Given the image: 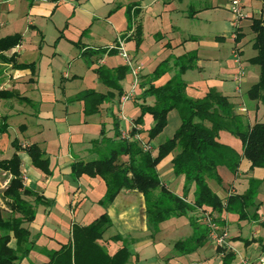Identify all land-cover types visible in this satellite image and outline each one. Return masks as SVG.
Segmentation results:
<instances>
[{
    "label": "crops",
    "instance_id": "obj_1",
    "mask_svg": "<svg viewBox=\"0 0 264 264\" xmlns=\"http://www.w3.org/2000/svg\"><path fill=\"white\" fill-rule=\"evenodd\" d=\"M231 1L73 0L60 3L57 0H0V39L16 34L22 36L21 45L3 54L7 58L16 54L18 65L29 66L14 69L11 64L0 61V90L17 92L28 99L25 102L17 98L0 99V119L7 117L9 124L8 133L0 135V160L10 159L15 154L14 140L22 147L36 144L47 153L52 172L47 176L33 166L26 152L18 153L24 186L41 196L43 202L37 204L35 221L28 225L34 248L27 258L16 264L47 262L43 251H56L68 243L73 224L88 226L103 215L111 221V227L100 243L114 255L122 242L113 238H125L131 254L127 264H222V256L212 240L186 255L175 250L176 243L193 235L192 218L205 225L201 211L169 219L153 236L148 228L142 193L123 189L113 203L102 206L107 192L105 181L99 176L88 175L74 180L72 166L79 161L97 160L105 152L104 147H95L93 142L100 140L103 134L116 139L115 120L119 123L121 138L123 133L131 132L134 120L141 115L139 105L155 104L154 97L141 98L146 88L141 86L147 82L145 77L153 74L162 62L190 52L197 54L196 67L183 75L190 98L201 99L210 92L228 96L245 126L264 123V104L248 97V91L260 76L259 67L249 63L256 55L252 48L251 25L253 20L264 18V0H241L246 18L237 25L230 11ZM138 27L141 29L139 46ZM120 41L133 61L120 82L124 91L121 97L97 73L100 68L112 71L127 66L115 48ZM247 47H251L249 55H246ZM84 51L98 53L84 57ZM173 63L155 86L164 85L176 74ZM134 70L139 77L136 86ZM87 91L114 93L115 97L102 104L98 113L87 115L85 102L76 100ZM172 115L176 118L178 114L171 111L169 122ZM153 124L152 116L145 115L138 127L141 144L149 142L148 131ZM205 124L211 127L210 123ZM179 125L181 117L170 138ZM162 135L149 143L154 156L159 146L168 140V137L161 140ZM217 137L243 155L239 138L227 131H219ZM177 153L167 156L157 166V171L171 192L193 204L195 186L185 193V177L174 174L172 160ZM121 160L125 162L128 157ZM217 172L222 184L215 180L213 184L208 180V184L223 200L231 194H244L251 178L264 179V169H251L245 158L241 159L237 175L225 166H219ZM12 179L9 172L0 169V206L3 204L6 211L3 194ZM259 194L264 197V182L256 198V203L262 204L257 212L259 220H248V226L240 223L237 214L205 208L220 220V227L228 233L227 249L236 256L232 264H242L243 260L258 264L263 254L264 237L259 234V228H264L261 225L264 199L260 200ZM26 200L36 205L35 197ZM253 213L252 210L251 215ZM11 246H16L15 240Z\"/></svg>",
    "mask_w": 264,
    "mask_h": 264
},
{
    "label": "trees",
    "instance_id": "obj_2",
    "mask_svg": "<svg viewBox=\"0 0 264 264\" xmlns=\"http://www.w3.org/2000/svg\"><path fill=\"white\" fill-rule=\"evenodd\" d=\"M137 11L134 12L136 17ZM130 15V11H129ZM130 21L132 18L129 17ZM254 39L252 48L256 55L249 59V63L259 67L258 82L248 91V97L253 101L264 104V18L255 19L251 25ZM141 29L137 28V45L141 43ZM238 39V37H237ZM22 43L19 34L0 39V61L11 64L14 69H23L28 65H18L16 54L7 58L3 53L11 51ZM118 43L115 48L117 49ZM105 52V51H102ZM98 52L84 51V57L92 56ZM177 69L176 74L164 85L155 86V82L165 76L171 63ZM197 65V54L187 53L162 62L150 76L145 77L147 82L141 84L145 88L141 98H155L153 106L139 105L141 115L134 120L130 132L132 139L121 138L119 123L115 120L116 139L106 138L103 134L100 140L94 141L93 146L105 148V152L97 160L90 162H75L72 166V176L78 180L83 175L101 177L107 186V192L101 201L102 206H108L123 190H132L142 193L146 201V217L149 231L154 236L160 230V225L173 217L187 215L211 208L213 212L234 213L240 220H259L257 214L260 205L256 203L258 191L264 179L249 180V188L244 194H231L226 200L221 199L208 184V180H215L222 184V179L217 172L219 166L227 167L234 175L238 174L241 159L245 158L251 164V169H264V123L257 122L253 126H245L243 117L235 113V108L228 96L210 92L201 99L190 98L187 85L183 80L186 71L194 69ZM128 66L115 70L98 69L100 79L108 86L115 89L121 97L124 94L120 82L128 73ZM114 93L100 94L94 91L81 93L76 100L85 102L87 115L99 112V108L107 101L114 99ZM28 101L17 92L0 90V99H14ZM177 110L181 117V125L172 138L161 144L156 156L151 151H145L142 141L133 139L141 131L138 129L143 123L145 115L152 116L154 124L148 131L149 143L158 137L166 128L168 115ZM206 122L211 127L206 126ZM8 118L0 119V135L8 133ZM219 131H227L238 137L243 145V155L218 140ZM15 154L6 160H0V169L9 172L13 179L10 186L3 194L5 209L0 206V264H16L27 258L32 252L34 242L28 225L35 221L37 204L42 203V197L26 188L21 173V158L19 152H26L32 160L33 166L40 169L47 176H51L50 159L45 151L34 144L22 147L17 140L12 142ZM178 151L172 160L175 176H184V191L187 193L192 185L195 186V202L187 203L185 198L171 192L162 182L157 171L159 163L171 153ZM128 157L123 162L121 159ZM27 197H35L36 205ZM254 213L251 215V211ZM202 220V219H201ZM217 225L221 226L219 219L214 218ZM193 235L176 243L175 250L181 255L192 253L202 247L208 240L209 229L200 224V220L192 218ZM264 227V221L261 223ZM111 227V221L106 215L88 226L73 224L71 238L62 244L56 251L44 250L48 261L43 264H127L131 257L128 250V241L116 236L115 241L122 242V247L110 255L100 241ZM15 240L16 246L11 242ZM248 244V242L246 243ZM264 254V244H261ZM217 253L222 256V264H232L235 254L227 248H217Z\"/></svg>",
    "mask_w": 264,
    "mask_h": 264
},
{
    "label": "built area",
    "instance_id": "obj_3",
    "mask_svg": "<svg viewBox=\"0 0 264 264\" xmlns=\"http://www.w3.org/2000/svg\"><path fill=\"white\" fill-rule=\"evenodd\" d=\"M57 1L61 3V2H71L73 0H57ZM230 11L234 17V22L236 25L241 20L246 18V15L243 11V6H242L241 0H232L230 3ZM117 49H118L120 55L125 59L127 66L132 67V65H133L132 58H131L129 52L125 49L124 43L122 41L119 42ZM133 73H134V79H135L134 80V86H136L139 83L138 72L134 70ZM133 128H136L134 123L132 124L131 130ZM122 138L123 139H131L130 132L123 133ZM134 139L141 140L139 135H137ZM142 147L145 151H151L152 150L151 146L148 144H142ZM201 218H202V221L204 222V224L209 229L210 240H212L217 247L227 248L229 246L228 241H227V238H228L227 231L216 224L214 217L211 213L203 212ZM242 264H252V263L243 260ZM258 264H264V254H262L258 258Z\"/></svg>",
    "mask_w": 264,
    "mask_h": 264
},
{
    "label": "rangeland",
    "instance_id": "obj_4",
    "mask_svg": "<svg viewBox=\"0 0 264 264\" xmlns=\"http://www.w3.org/2000/svg\"><path fill=\"white\" fill-rule=\"evenodd\" d=\"M251 48V47H250ZM249 47H247L246 48V55H249V53H248V51H250L251 49H250ZM145 105V104H144ZM147 106H150V105H147ZM140 111H141V109H140ZM173 111H175L176 112V114H178V115H176L177 117L176 118H174L173 116L174 115H172V117H171V120H170V122L168 121V123H167V126H166V128L163 130V135L162 136H160L161 137V140H163L165 137H168V139H170V137L171 136H169L171 133H172V131H174V129H175V127H176V121H177V123H178V120H180V115H179V112L177 111V110H173ZM172 111V112H173ZM263 112L262 113H264V109L262 110ZM178 112V113H177ZM261 117V116H260ZM15 124H13V126H14ZM180 127V125L177 127V129L175 130V132L178 130V128ZM15 130V128H13V131ZM175 134V133H174ZM232 135V134H231ZM232 136H234V137H236L235 135H232ZM236 138H238V137H236ZM143 142V141H142ZM164 160V159H163ZM162 160V161H163ZM161 161V162H162ZM161 162L159 163V164H161ZM165 164V163H164ZM165 168V167H164ZM162 173V172H161ZM209 182L211 183V184H213L214 183V181L213 180H211V179H209ZM0 195H1V191H0ZM260 195V200L261 199H264V197H263V195L262 194H259ZM259 205H260V207H261V203H259ZM1 206H3V204H1ZM5 215H8V211H6L5 210ZM202 216V215H201ZM239 221H240V223H242V225L243 226H248V223H247V221L248 220H240L239 219ZM259 234L262 236V237H264V228H262V227H260L259 228Z\"/></svg>",
    "mask_w": 264,
    "mask_h": 264
}]
</instances>
